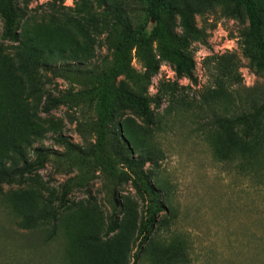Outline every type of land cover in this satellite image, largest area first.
<instances>
[{
	"label": "rangeland",
	"instance_id": "1",
	"mask_svg": "<svg viewBox=\"0 0 264 264\" xmlns=\"http://www.w3.org/2000/svg\"><path fill=\"white\" fill-rule=\"evenodd\" d=\"M165 1L192 11L195 81L162 63L146 117L116 102L132 83L103 86L95 71L115 63L117 21L151 27L149 0H15L16 40L0 16V178L21 156L34 163L36 149L50 156L26 182L0 180V264H264V72L250 66L245 10L236 0ZM254 1L264 41V0ZM174 29L182 34L178 18ZM130 63L145 73L136 47ZM77 92L78 106L43 110ZM105 106L106 139L95 131Z\"/></svg>",
	"mask_w": 264,
	"mask_h": 264
},
{
	"label": "trees",
	"instance_id": "2",
	"mask_svg": "<svg viewBox=\"0 0 264 264\" xmlns=\"http://www.w3.org/2000/svg\"><path fill=\"white\" fill-rule=\"evenodd\" d=\"M15 0H0V16L5 22L6 34L9 37H15V30L17 25V11L14 5ZM238 7H243L248 18L250 29L254 37L255 43L248 51V57L250 59V66L256 69L257 72H264V41L260 39V31L262 28V20L260 17L259 9L254 0H236ZM148 17L150 21L154 23L150 28H146L137 33L127 30L123 26V21H117L115 30L121 31L118 34L115 42L116 59L113 67L110 69V73H104L102 70L95 71L98 76V81L103 86H112L118 77H124L127 81L132 83L135 87L134 92L129 91H116V102L119 105H126L132 108L140 116L146 117L149 112V104L147 95L149 89L152 86V81L155 76L159 74L162 63H168L173 68L178 78H186L191 82L195 81L196 63L193 58L187 54L189 49L190 38L200 37L199 31L192 24V11L190 9H179L171 7L165 0H149ZM179 19L180 26L182 28V34L180 35L174 29L175 20ZM151 38H155L158 42L157 55L153 49ZM14 40H16L14 38ZM109 42H114L113 38L108 39ZM132 47L137 48L138 56L146 66L144 74H137L131 67L130 63V51ZM80 77V74H76ZM83 77V75H82ZM84 95L82 92L70 93L63 95L60 98L50 99L47 105L44 107L45 113L50 112L52 107L60 106H72L76 107L80 104ZM261 113L264 114V106L261 108ZM114 118V112L109 111L106 106L103 107V117L95 124V131L100 134L101 137L106 139L109 136L106 124L112 122ZM219 127L223 129V125L219 122ZM114 133H111V137L108 141L102 139V147L99 150V157L105 158L106 146H111V139ZM61 144L66 148L67 153L70 155L78 154L79 149L77 146L61 140ZM37 159L34 163L30 164L27 157H22V167L16 168L12 174L3 175L0 180L13 182L12 179L19 177L22 182L25 181L27 173L34 167H43L47 162L49 155H44L41 149H36ZM131 167L129 161L125 163ZM135 167H139L137 163H132ZM26 182V181H25ZM146 193L151 197L157 207L162 210V206L159 195L155 192L153 187L149 183L143 182ZM152 225L148 228V235L152 230ZM147 238V237H146Z\"/></svg>",
	"mask_w": 264,
	"mask_h": 264
}]
</instances>
